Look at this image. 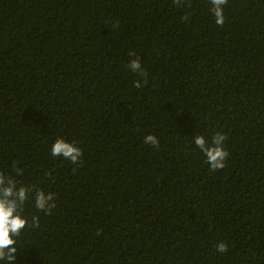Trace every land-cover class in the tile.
<instances>
[{
	"label": "trees",
	"instance_id": "1",
	"mask_svg": "<svg viewBox=\"0 0 264 264\" xmlns=\"http://www.w3.org/2000/svg\"><path fill=\"white\" fill-rule=\"evenodd\" d=\"M186 2L0 0V171L57 204L25 206L15 264H264V0H228L222 26ZM217 131L211 172L194 137Z\"/></svg>",
	"mask_w": 264,
	"mask_h": 264
},
{
	"label": "clouds",
	"instance_id": "2",
	"mask_svg": "<svg viewBox=\"0 0 264 264\" xmlns=\"http://www.w3.org/2000/svg\"><path fill=\"white\" fill-rule=\"evenodd\" d=\"M210 12L213 14L215 23L222 26L225 21L224 7L228 0H209ZM176 6H188L186 0H173ZM187 20V16L183 17ZM113 24L112 27H117ZM129 56H135L130 59L126 67L137 76L143 78L133 81V86L137 89L142 88L148 82V72L144 69L140 62V57L134 52H129ZM228 136L223 131L215 132L210 140L204 135H196L194 144L204 155L206 163L209 165V171L215 172L226 167L225 161L230 155L225 147ZM144 143L153 147L159 146L158 138L153 134L144 137ZM50 155L54 158L62 157L73 165H79L83 155L82 149L75 141H66L63 137H56L50 148ZM20 162L12 161V174H6L0 171V261L5 264H15L16 261V245L21 237L22 232L28 229L39 228V216L33 215L31 218L24 215L25 206L31 202L37 212H43L45 215H52L53 210L57 207L55 193L45 191L34 184H23L16 179L23 175V168L17 165ZM46 176L52 178L49 171ZM100 234V230H97ZM216 251L219 253L228 252L229 248L226 242H218Z\"/></svg>",
	"mask_w": 264,
	"mask_h": 264
}]
</instances>
